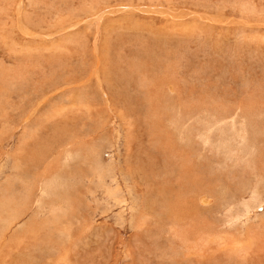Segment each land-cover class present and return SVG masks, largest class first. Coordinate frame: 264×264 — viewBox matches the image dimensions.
Listing matches in <instances>:
<instances>
[{"label": "rangeland", "instance_id": "374dc122", "mask_svg": "<svg viewBox=\"0 0 264 264\" xmlns=\"http://www.w3.org/2000/svg\"><path fill=\"white\" fill-rule=\"evenodd\" d=\"M31 1L0 0V264H264V0Z\"/></svg>", "mask_w": 264, "mask_h": 264}, {"label": "bare ground", "instance_id": "6f19581e", "mask_svg": "<svg viewBox=\"0 0 264 264\" xmlns=\"http://www.w3.org/2000/svg\"><path fill=\"white\" fill-rule=\"evenodd\" d=\"M1 1H2V0H1ZM21 1H22V0H21ZM30 1H31V0H30ZM7 2H8V1H7ZM18 2H19V1H18ZM18 2H17V4H18ZM31 2H32V1H31ZM249 2H250V0H249ZM251 2H252V1H251ZM13 3H14V0H13ZM15 3H16V0H15ZM25 3H26V2H25ZM27 3H28V2H27ZM32 3H33V2H32ZM246 3H247V2H246ZM251 4H252V3H251ZM22 5H23V3H22ZM247 5L249 6L248 3H247ZM247 5L245 4L244 7H246ZM20 6H21V5H20ZM29 6H30V5H29ZM250 6H251V5H250ZM7 7H8V6H7ZM21 7H22V6H21ZM21 7H20V8H21ZM251 7H253V6H251ZM251 7H250V8H251ZM254 7H255V6H254ZM16 8H17V7H16ZM22 8H23V7H22ZM0 9H1V8H0ZM14 9H15V8H14ZM17 9H18V8H17ZM129 9H132V8H129ZM129 9H128V10H129ZM253 9H254V8H253ZM21 10H22V9H20V14H21ZM123 10H124V9H123ZM245 10L247 11V10H249V9H247V7H246V8L244 9V11H245ZM0 11H2V10H0ZM7 11H8V10H7ZM95 11H96V10H95ZM129 11H130V10H129ZM175 11H176V10H174V9L171 8V9L169 10V13H170L171 15H170V14H168L167 16L164 15V16H166V22L168 21V18H169V20H170V19L178 18V17L180 16V15H179V16H176L177 14H175V13H176L177 11H176V12H175ZM131 13H132V12H131ZM159 13H160V12H159ZM13 14H14V13H13ZM15 14H16V13H15ZM125 14H126V13H125ZM155 14H156V13H155ZM162 14H166V13L163 12ZM196 14H197V13H196ZM94 15H95V13H94ZM98 15H99V13L97 12L96 15H95V17H94V19H95ZM159 15H160V14H159ZM12 16H17V15H12ZM17 17H18V16H17ZM179 18H180V17H179ZM13 19H14V18H13ZM92 19H93V18H92ZM94 19H93V20H94ZM192 19H193V18H192ZM212 19H213V18H212ZM16 20H17V19H16ZM18 20H19V18H18ZM60 20H61V19H60ZM60 20H59V22H60ZM194 20H195V19H194ZM19 21L21 22V20H19ZM171 21H172V20H171ZM20 22H19V23H20ZM175 22H176V20H175L174 22H172V25H173V23H175ZM180 22H181V21H180ZM194 22H197V21H194ZM181 23H182V22H181ZM20 24H21V23H20ZM60 24H61V23H60ZM175 24H177V22H176ZM196 24H197V23H196ZM16 25H17V22H16ZM168 26L170 27L171 25H168ZM14 27H15V25H14ZM24 27H26V26H24ZM74 27H75V26H74ZM183 27H186V26L183 25ZM16 28H17V27H16ZM163 28H164V27H163ZM8 29H9V28H8ZM18 29H19V28H18ZM24 29H25V28H24ZM168 29H169V28H168ZM170 29H171V28H170ZM19 30H20V29H19ZM182 30H183V29H182ZM167 31H169V30H167ZM176 31H177V30H176ZM169 32H171V31H169ZM172 32H173V31H172ZM180 32H181V31H180ZM22 33H23V32H22ZM24 33H27V31L24 32ZM31 33H32V32H31ZM33 33H34V32H33ZM0 34H1V33H0ZM10 34H11V33H10ZM17 34H18V33H17ZM27 34L29 35V33H27ZM175 34H176V33H175ZM1 35H2V34H1ZM15 35H16V34H15ZM35 35H36V34H35ZM37 35H38V34H37ZM37 35H36V36H37ZM19 36H20V35H19ZM32 36H33V34H32ZM32 36H31V37H32ZM36 36H35V37H36ZM23 37H24V36H23ZM40 37H41V36H40ZM12 39H13V38H12ZM15 39H16V38H15ZM259 39H260V38H259ZM20 40H21V38H20ZM30 40H31V39H30ZM32 40H33V38H32ZM263 40H264V39H263ZM9 41H10V40H9ZM9 41H8V43H9ZM10 42H11V43H12V42L14 43L13 40L10 41ZM32 42H33V41H32ZM24 43H25V42H24ZM1 44H2V43H1ZM1 44H0V45H1ZM22 44H23V43H22ZM22 44H21V45H22ZM60 44H61V43H58L59 46H60ZM10 45H11V44H10ZM13 45L16 46L15 44H13ZM23 45H24V44H23ZM1 46H2V45H1ZM17 46H18V45H17ZM17 46H16V47H17ZM6 47H7V46H6ZM6 49H7V48H6ZM13 49H14V48H13ZM21 49H22V48H21ZM21 49H20V50H21ZM26 49H27V48H26ZM44 50H45V49H44ZM45 51H47V50H45ZM49 51H50V50H49ZM24 52H25V51H24ZM33 52H34V51H33ZM61 52H62V51H61ZM9 53H11V52H9ZM25 53H26V52H25ZM49 53H50V52H49ZM11 54H13V53H11ZM37 54H39V53H37ZM42 54H43V53H42ZM44 54H45V53H44ZM20 55H21V54H20ZM26 55H27V54H26ZM28 55H29V54H28ZM12 56H13V55H12ZM98 61H99V60H98ZM98 67H99V66H98ZM99 69H100V67H99ZM97 74H98V73H97ZM0 77H1V76H0ZM98 78H99V77H98ZM85 82H86V81H85ZM100 82H101V81H100ZM3 83H4V82H3ZM3 83H2V84H3ZM76 88H77V87H76ZM78 88H79V87H78ZM6 89H7V88H6ZM168 89H169V88H168ZM0 90H1V89H0ZM78 90H79V89H78ZM171 97H172V96H171ZM107 108H108V107H107ZM59 110H61V109L59 108ZM64 110H65V109H64ZM176 114H177V113H176ZM60 115L62 116V114H60ZM54 116H55V115H54ZM173 116H174V114H173ZM189 116H190V115H189ZM58 117H59V116H58ZM54 118H55V117H54ZM172 118H173V117H172ZM174 122H175V121H174ZM175 126H176V125H175ZM175 126H174V127H175ZM207 126H208V124H207ZM178 128H179V127H178ZM174 129H175V128H173L172 130H174ZM179 129H180V128H179ZM188 129H189V128H188ZM190 129H191V128H190ZM175 130H176V129H175ZM232 132H233V131H232ZM258 132H259V131H258ZM185 134H186V133H185ZM178 135H179V134H178ZM186 138H187V137H186ZM206 139H207V138H206ZM179 140H181V139H179ZM187 140H188V139H187ZM189 140H190V139H189ZM192 142H193V141H192ZM185 143H186V142H185ZM188 143H189V142H188ZM186 144H187V143H186ZM186 144H185V145H186ZM178 146H179V145H178ZM187 146H188V145H187ZM189 147H190V146H189ZM22 154H23V153H22ZM19 155H20V154H19ZM186 156H187V155H186ZM20 157H21V155H20ZM173 157H174V156H173ZM181 157H182V156H181ZM234 157H235V156H234ZM232 158H233V157H232ZM16 160H17V159H16ZM248 162H249V161H248ZM229 163H230V161H229ZM249 165H250V164H249ZM251 166H252V165H251ZM247 167H248V166H247ZM59 176H60V175H59ZM262 176H263V175H262ZM186 177H187V176H186ZM257 177H258V176H257ZM59 178H60V177H59ZM61 178H62V177H61ZM261 179H263V178H260L259 181H260ZM263 180H264V179H263ZM195 182H196V181H195ZM260 182H263V181H260ZM50 183H51V182H50ZM58 184H59V183H58ZM258 187H259V186H258ZM161 188H162V187H161ZM256 188H257V186H256ZM9 189H10V188H9ZM63 189H64V188H63ZM254 189H255V188H254ZM55 190H56V189H55ZM261 190H262V189H261ZM41 191H42V195H46V194H47L46 189H42ZM171 191H172V190H171ZM173 192H174V191H173ZM252 192H253V191H252ZM157 194H158V193H157ZM260 194H261V193L258 192L257 189H256V191H254V195H253V193H252L253 198H252V200H250V202H252V205H253L255 202L258 201L257 198H259V197H257V196H259ZM116 195H117V194H116ZM11 196H12V195H11ZM43 199H44V198H42V196H41V197H40V200H39V202H38V211H43V209L41 208V206H39V203H40V204L43 203ZM49 200H50V199H49ZM51 200H52V199H51ZM51 200H50L49 202H51ZM193 200H194V199H193ZM36 201H37V200H36ZM250 202H249V203H250ZM52 203H53V202H52ZM249 203H244V208H246V209H244V210H246V212H247L248 209H250L249 206H250L251 204H249ZM9 204H10V203H9ZM227 204H228V203H227ZM48 205H49V204H48ZM205 205H206V204H205ZM255 205H256V204H254V206H255ZM228 206H229V205H228ZM251 208H253V207H251ZM14 209H15V208H14ZM239 209H240V208H239ZM229 210H230V209H229ZM237 210H238V209H237ZM240 210H241V211L233 212V213H234V217L237 216V217H235L236 220H237L238 216L242 215V212L244 211L243 209H240ZM250 210H251V209H250ZM250 210H248V211H250ZM38 211H36V212L39 213ZM205 211H206V210H205ZM3 213H4V212H3ZM33 213H34V212H33ZM37 213H36V214H37ZM42 213H43V212H42ZM230 213H231V212H230ZM175 214H176V213H175ZM225 214H226V213H225ZM231 214H232V213H231ZM247 214H248V213H247ZM202 215H203V214H202ZM244 215H246V213L243 214V216H244ZM170 216H171V215H170ZM170 216H169V217H170ZM225 216H226V215H225ZM230 216L232 217V215L229 214L228 217H230ZM262 216H264V214H262ZM248 217H249V216H247V218H248ZM7 218H8V217H7ZM166 218H167V217H166ZM241 218H242V216H241ZM257 218H258V217H257ZM263 218H264V217H263ZM167 219H169V218H167ZM230 219L234 221V219H232V218H230ZM248 219H249V218H248ZM259 219H260V218H259ZM261 219H262V218H261ZM261 219H260V220H261ZM51 220H52V219H51ZM225 220H228V219L225 218ZM167 221H168V220H167ZM177 221H178V220H177ZM177 221H176V222H177ZM233 221H232V222L230 221V223H233ZM242 221H243V220H242ZM251 221H252V220H251ZM7 222H8V221H7ZM43 222H45V221H43ZM222 222H223V221H222ZM185 223H186V222H185ZM225 223L228 224V223H229V220H228V222H225ZM225 223H224V224H225ZM236 223H237V222H236ZM245 223H246V222H245ZM6 224H8V226H7V228L4 226V227L6 228V230H5L4 233H6V234H5V237H6V239H7V233H8V231H9V230H12L14 226H12L13 222L11 223V221H10V223H6ZM238 224H239V223H238ZM241 224H243V223H241ZM246 224H247V223H246ZM164 225H165V224H164ZM235 225H236V224H235ZM263 225H264V223H263ZM263 225L260 224V227H264ZM166 226H167V225H166ZM173 226H174V225H173ZM164 227H165V226H164ZM229 227L232 228V227L230 226V224H229ZM234 227L238 230V228H239L240 226H237L238 228H237L236 226H233V228H234ZM210 228H211V227H210ZM240 228H241V227H240ZM207 229H208V228H207ZM259 229H260V228H259ZM240 230H241V229H240ZM189 231H190V230H189ZM227 231H228V230H227ZM238 231H239V230H238ZM15 232H16V231H15ZM15 232H14V233H15ZM232 232H233V230H232ZM240 232H241V231H240ZM256 232H257V231H256ZM4 233L2 234L3 237H4ZM167 233H168V232H167ZM189 233H190V232H189ZM244 233H245V232H244ZM249 233H250V231H249ZM249 233H248V234H249ZM253 233H254V232H253ZM198 234H199V233H198ZM234 234H235V233H234ZM239 234H240V233H239ZM255 234H256V233H255ZM10 235H11L10 238H12V237H13L12 234H10ZM237 235H238V234H237ZM263 235H264V234H263ZM199 236H200V235H199ZM199 236H198V237H199ZM207 236H209V235H207ZM238 236H240V235H238ZM241 236H242V233H241ZM247 236H248V235H247ZM250 236H251V235H250ZM188 237H189V236H188ZM194 237H195V236H194ZM251 237H253V235H252ZM259 237H260V236H259ZM261 237H262V235H261ZM1 238H2V236H0V240H1ZM14 238H15V236H14ZM180 238H181V237H180ZM212 238H213V237H212ZM214 238L216 239V236H215ZM214 238H213V240H215ZM253 238H254V237H253ZM255 238H256V237H255ZM255 238H254V239H255ZM262 238H264V237H262ZM262 238H261V239H262ZM175 239H176V238H174V240H175ZM219 239H220V238H219ZM244 239H245V238H244ZM179 240H180V239H179ZM194 240H196V239L193 238V241H194ZM216 240H218V238H217ZM220 240H221V239H220ZM238 240H239V238H238ZM251 240H253V239H251ZM255 240H256V239H255ZM2 241H3V239H2ZM2 241H1V242H2ZM209 241H210V240H209ZM230 241H231V240H230ZM232 241H233V240H232ZM248 241H249V240H248ZM180 242H181V241H180ZM183 242H184V241H183ZM183 242H182V243H183ZM194 242H195V241H194ZM200 242H201V241H200ZM206 242H208V240H206ZM212 242H214V241H211L210 243L213 244ZM219 242H220V243H218V244H221V243H222V240L219 241ZM234 242H235V241H234ZM234 242H233V243H234ZM242 242H243V241H242ZM242 242H241V241H238V242H235V243H234L235 246H234V248H232L234 253H239L242 249H244V247H241V246H242ZM262 242H263V240H262ZM184 243H185V242H184ZM184 243H183V244H184ZM223 243H224V239H223ZM228 243H229V242H228ZM233 243H230V244H233ZM248 243H249V242H248ZM1 244H2V243H1ZM179 244H180V243H179ZM186 244H187V243H186ZM215 244H216V243L214 242L213 245H215ZM251 244H252V242H251ZM254 244H256V243L254 242ZM20 245H21V244H19V246H20ZM184 245H185V244H184ZM184 245H183V246H184ZM200 245H201V244H200ZM209 245H210V244H209ZM247 245H248V244H247ZM252 245H253V244H252ZM252 245H250V246H252ZM178 246H179V245H178ZM198 246H199V245H198ZM207 246H208V245H207ZM216 246H218V245H216ZM220 246H221V245H220ZM244 246H245V245H244ZM254 246H255V245H254ZM258 246H259V244H258ZM262 246H263V245H262ZM189 247H190V246H189ZM193 247H195V246H193ZM218 247H219V246H218ZM228 247H230V246H228ZM247 247H248V246H247ZM195 248H196V247H195ZM206 248H207V247H206ZM215 248L218 249L217 247H215ZM251 248H252V247H249V248L247 249V252H246L247 255L249 254V251L251 250ZM258 248H259V247H258ZM260 248H261V245H260ZM198 249H200V248H198ZM208 249H209V248H208ZM213 249H214V248H213ZM261 249H262V248H261ZM187 250H188V249H187ZM206 250H207V249H206ZM259 250H260V249H259ZM259 250H258V251H259ZM180 251H181V249H180ZM218 251H219V249H218ZM227 251L230 252L229 250H227ZM244 251H246V250H243L242 252L245 253ZM186 252H187V251H186ZM189 252H190V251H189ZM189 252H188V253H189ZM193 252H195V251H193ZM193 252H192V253H193ZM210 252H211V251H210ZM262 252H263V251H262ZM212 253H213V251H212ZM219 253H220V252H219ZM234 253H233V257L235 256ZM243 253H242V255H243ZM259 253H260V252H259ZM259 253H258L257 255H259ZM196 254H197V253H196ZM198 254H199V253H198ZM240 254H241V252L239 253V256H240ZM207 255H208V253L206 254V256H207ZM245 255H246V254H245ZM245 255H244V256H245ZM247 255H246V256H247ZM260 255H262V254H260ZM189 256H190V254H189ZM198 256H199V255H197V257H198ZM209 256H210V255H209ZM192 257L194 258V256H192ZM192 257H190V258H192ZM257 257H258V256H257ZM261 257H262V256H261ZM217 258H218V257H217ZM178 259H179V258H178ZM243 259L246 260V258H244V257L242 256V260H243ZM251 259H252V258H251ZM263 259H264V258H263ZM263 259L261 258L260 261H263ZM6 260H7V259H6ZM11 260H12V259H11ZM172 260H173V259H172ZM257 260H258V258H257ZM257 260H256V261H257ZM187 261H188V260H187ZM243 261H244V260H243ZM250 261H251V260H250ZM260 261H259V262H260ZM21 262H22V261H21ZM196 262H197V261H196ZM245 262H247V261H245ZM259 262H258V263H259ZM263 262H264V261H263ZM207 263H208V262H207Z\"/></svg>", "mask_w": 264, "mask_h": 264}]
</instances>
